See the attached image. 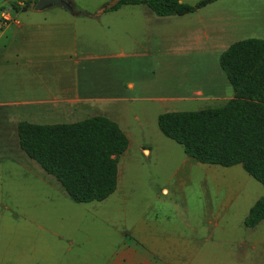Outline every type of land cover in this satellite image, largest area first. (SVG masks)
I'll return each instance as SVG.
<instances>
[{"label": "rangeland", "instance_id": "rangeland-1", "mask_svg": "<svg viewBox=\"0 0 264 264\" xmlns=\"http://www.w3.org/2000/svg\"><path fill=\"white\" fill-rule=\"evenodd\" d=\"M71 1L74 12L58 6L37 11L39 0H0V37L7 31L10 35L0 40V48L19 47L14 31L53 35L97 28L98 41L88 42L97 49L94 43L92 52L78 55L106 60L81 65L79 75L92 86L116 89L125 100L101 112L118 123L129 149L119 160L115 194L104 202L76 204L5 128L7 151L0 142V264H264V221L254 229L244 226L251 208L264 198V186L241 166L197 163L158 127V118L166 113L226 104L225 92L233 89L218 83L217 71L224 75L219 59L216 63L185 35L164 39L168 32L149 20L158 17L147 6L105 12L97 26L84 15L97 16L112 0ZM243 1L244 9L251 5ZM12 3L20 5L19 12ZM51 40L64 41L58 36ZM89 74L101 81H88ZM7 82L0 100L7 101L13 92ZM200 89L210 99L197 97ZM169 98L188 101H156ZM5 111L0 119L11 114ZM81 121L73 117L64 122Z\"/></svg>", "mask_w": 264, "mask_h": 264}, {"label": "trees", "instance_id": "trees-1", "mask_svg": "<svg viewBox=\"0 0 264 264\" xmlns=\"http://www.w3.org/2000/svg\"><path fill=\"white\" fill-rule=\"evenodd\" d=\"M216 1L204 0L190 6L180 0H112L104 11L144 5L157 17H182ZM12 6L20 11L18 3ZM27 8L28 4L24 10ZM220 67L234 89V99L198 112L161 115L159 130L197 163L241 166L264 186V41L232 45L221 56ZM18 138L20 149L54 177L74 203L104 202L117 191L119 160L130 142L115 121L100 116L53 126L21 122ZM263 221L261 198L249 211L244 226L254 229Z\"/></svg>", "mask_w": 264, "mask_h": 264}, {"label": "crops", "instance_id": "crops-1", "mask_svg": "<svg viewBox=\"0 0 264 264\" xmlns=\"http://www.w3.org/2000/svg\"><path fill=\"white\" fill-rule=\"evenodd\" d=\"M195 1L198 2L199 0ZM249 1L251 5L246 9L243 8V3H245L243 0H238L240 4L238 2H233L232 4L230 0H217L191 15L149 18V20H152L155 26L168 32H165L163 37L166 40H182L184 35L186 39L191 38L194 40L195 43H198L196 45L198 46L197 48H205L203 52L213 56L216 63L217 59H219V68L222 71L220 58L232 45L248 40L264 41V0ZM257 1L261 3L257 4ZM65 2L71 7L72 10L70 12H74L73 2L71 0H65ZM180 2L190 6H195L199 3L187 0H180ZM52 7L54 6L49 8ZM104 13L105 11L100 9L97 16L93 14L84 16L89 18L90 21L94 20L98 26ZM79 15L74 14L73 18ZM189 23L191 24V30L187 31L186 25ZM99 28L102 27L100 26ZM18 33L19 31L12 32V36L15 37L16 41H20L19 47H15L12 44L11 48H0V92L4 90L3 83L7 85V81H11L13 85V89H9L13 91L9 99L7 101L0 100V112H6L5 109L11 111L9 116L5 115V117L0 119V136L5 135L4 139L0 138V142L5 145L4 151H7L8 148L6 135L9 134L5 128H10L11 133L18 137V126L21 122L40 126H53L66 124L64 121L73 117H82L84 121L85 117H88L85 119L88 120L100 116L114 121L105 114L106 112L103 113L101 111L103 107L108 109L109 105H120L122 101H125L121 99L122 96L119 95V92L114 88L109 89L107 87L105 89L104 87L103 89L100 87L101 85L93 84L92 86L85 81V78L79 75L81 65L88 66L90 62H99V60H101L102 65L103 60H106V58L103 59L97 54L89 53L90 55L85 57L84 55L82 57L78 55L79 51L90 50L92 52L95 42L91 43L92 47L88 45V42L90 38L98 41L97 28L90 26L87 33H79L76 28L70 33L53 35L33 34L31 32ZM169 33L170 36L168 35ZM8 34V31L2 33L0 40L10 36ZM53 36H58L64 41L61 44H55L51 40ZM94 46L97 49L96 43ZM217 48L220 49L219 51L222 49V53L218 52L219 56L216 53ZM94 72L98 73L97 71ZM217 73L218 83L225 89L226 84L233 89L226 75L218 71ZM211 76L213 77L214 74ZM81 78L83 79L81 80ZM93 78L96 79V83L101 81H98L94 76H90V74L88 81H92L89 79ZM128 87L130 90L134 89V85L130 84ZM225 93L224 98H226L227 102L234 99V89L233 92H230L229 89ZM195 95L210 99L208 92L201 89L195 92ZM211 96H217V94H211ZM186 99L169 98L156 101L179 104L187 102L188 100ZM107 113L109 114V112ZM146 151L149 152L148 150ZM25 160L12 161L25 162Z\"/></svg>", "mask_w": 264, "mask_h": 264}, {"label": "water", "instance_id": "water-1", "mask_svg": "<svg viewBox=\"0 0 264 264\" xmlns=\"http://www.w3.org/2000/svg\"><path fill=\"white\" fill-rule=\"evenodd\" d=\"M51 6H58L71 11V7L64 0H39L36 10L41 11Z\"/></svg>", "mask_w": 264, "mask_h": 264}]
</instances>
